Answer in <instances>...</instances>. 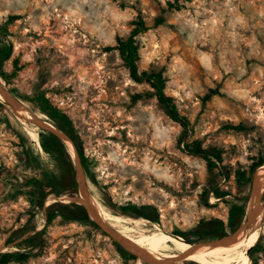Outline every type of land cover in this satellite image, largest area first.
<instances>
[{
	"label": "rangeland",
	"instance_id": "rangeland-1",
	"mask_svg": "<svg viewBox=\"0 0 264 264\" xmlns=\"http://www.w3.org/2000/svg\"><path fill=\"white\" fill-rule=\"evenodd\" d=\"M167 1L171 0H0L6 10L11 6L22 11L13 14L18 19L9 25L12 54L3 65L11 73L16 58L20 70L9 84L0 77V86L30 111L46 117L75 148L79 142L98 182L85 177L88 196L108 214L142 220L145 225L137 231H153L155 225L163 236L179 231L193 237L201 220L226 223L232 209L245 205L234 221L239 227L250 209L247 197L252 195L251 180L258 167L250 172L247 166L264 153V0H181L182 10L167 12L164 24L136 40L139 71L164 72L166 94L189 121L187 141L220 150L222 164L230 171L227 180L210 173L200 157L182 152L177 144L180 127L167 118L155 98L144 96L151 91L147 84L129 78L118 52L106 50L116 37L128 36L137 18L151 27ZM4 14L0 11V23ZM72 81H76V105L67 108V124L40 113L31 102L43 93L59 109L60 88ZM215 91L220 95H213ZM138 94L141 99L133 103ZM26 124L2 105L0 254L15 255L8 264H123L120 250L133 257L99 227L85 228L60 216L48 222L50 205L60 212L79 198L64 183L62 195L46 196L42 206L31 196L26 181H41L42 174L54 172L56 165L39 144V133H50ZM239 124L246 130L229 128ZM52 136L71 159L76 177L69 149ZM77 153L81 160L78 149ZM239 165L246 167V174L243 169L234 174ZM213 187L229 195L217 198L210 191ZM260 202L264 206V199ZM127 204L152 206L158 222H150L136 209L122 215L119 207ZM247 234L248 229L239 236ZM30 237L33 245L25 242ZM217 238L192 245L206 248L201 253L210 258H226L247 240L197 246ZM256 243L264 246V232ZM148 246L131 250L142 258L180 253L171 242ZM26 253H30L27 260H17ZM255 259L253 263L248 257V264H264V252ZM151 261L168 262L166 257ZM127 264L150 263L128 259ZM173 264L200 263L190 259Z\"/></svg>",
	"mask_w": 264,
	"mask_h": 264
},
{
	"label": "trees",
	"instance_id": "trees-1",
	"mask_svg": "<svg viewBox=\"0 0 264 264\" xmlns=\"http://www.w3.org/2000/svg\"><path fill=\"white\" fill-rule=\"evenodd\" d=\"M181 0H171L166 2V7L160 10V13L154 18L153 24L151 27L147 26L145 21L142 18H137L136 21L133 22V28L127 37L115 38V44L111 47H107L106 50H116L120 59L123 62V65L128 70L129 78L138 84H147L151 91L149 93L144 94L146 98H155L157 104L163 111V113L167 116V118L177 124L180 127V134L177 137L178 146L182 145V152L186 155L197 156L203 159L206 163L207 169L210 173L217 172V175L222 177L224 180H227L230 177V171L226 167H224L222 160V153L220 150L213 149H204L202 144L197 141H187L189 137V121L186 117L182 116L178 110L175 99L166 94V86L168 79L164 75L162 70L160 71H139L138 69V61H139V48L137 45V38L144 34L152 27H157L165 22V14L170 11H180L183 8V5L180 3ZM18 19L17 15H8L3 23H0V77L2 80L9 84L11 79L16 76L17 71L20 70V67L17 65V59L14 58L12 61V71L7 74L3 70V65L6 61H8L12 54V44L10 42V33H9V25ZM213 95H220L217 91L212 93ZM142 95H135L132 98V102H136L138 99H141ZM211 97L210 94L206 95L204 98L207 100ZM31 102L35 104L38 111L44 114L47 117L56 118L59 120H63V124H67L66 117L63 118L59 112V109H56L52 103L47 99L43 93H38L31 99ZM2 104L0 103V108ZM229 128L237 130V131H245L246 128L239 124L237 126H229ZM39 141L41 149L52 157L55 162L56 170L52 173L45 172L42 174L43 179L37 180L35 178H31L26 181V187H29L33 192H31V196L39 198V206H42L43 200L46 196L50 194H55L57 196H61L63 191L61 189V184H67L70 190H74L76 192V180L75 173L71 159L66 154L65 150L61 146V144L50 134L39 133ZM77 146L79 142H76ZM78 150L80 153V157L82 160V164L85 170V175L91 182L95 181V176L91 173V168L89 166L88 160L81 153V149L78 146ZM264 164V153L260 154L258 159L251 163V165L247 166L249 171L251 172L255 168ZM264 167V166H262ZM245 166H238L237 171L234 172L236 176H238L242 171L246 174ZM244 173L242 176H244ZM241 179V178H240ZM210 191L213 192L219 197L228 196V193L221 192L217 188L213 187ZM210 191H204V197L207 198ZM72 192V191H71ZM264 199V192L261 197ZM34 202V201H33ZM246 203V200L243 201ZM243 203V204H244ZM55 205L49 206V212L47 220L48 222H52L57 216H60L63 220L73 221V218L79 217L87 224H90L92 227L97 228L92 222H90L86 215L84 214V210L81 207H77L75 204L68 205L67 207H62L63 210L60 212L53 211V207ZM57 206V205H56ZM205 206H209L207 201H205ZM245 205L240 206L239 208L232 209L229 215V218L226 223H223L217 219H204L201 220L195 230L192 231L193 237H188L182 232L174 231L171 233L173 236H177L181 238L183 241L189 244H195L197 242L204 241L208 238L213 237H221L226 236L228 234L233 233L238 227L234 226L235 219L244 212ZM131 209H136L141 212V215L152 222L157 223L158 218L154 213L151 206L141 205L134 206L131 204H127L122 207V210L126 213ZM33 237L28 238L25 242L33 245ZM116 245V244H115ZM125 263L127 264L128 259L135 260L134 257L128 256V254L122 250H120ZM264 252V246L260 243H256L251 251L247 254L249 258L252 259L253 263H256V256ZM15 255L12 253H2L0 254V264H8L10 260ZM30 256V253L20 254L17 258L20 260H27Z\"/></svg>",
	"mask_w": 264,
	"mask_h": 264
},
{
	"label": "bare ground",
	"instance_id": "bare-ground-1",
	"mask_svg": "<svg viewBox=\"0 0 264 264\" xmlns=\"http://www.w3.org/2000/svg\"><path fill=\"white\" fill-rule=\"evenodd\" d=\"M1 96L4 100L3 103H6V99H9V100L12 99L11 95L6 92L3 94L0 93V97ZM23 107L26 111H30L27 107L25 106ZM14 116L16 117L17 120L21 121L22 124L27 123L23 117L19 115H14ZM263 191H264V168L261 167L256 171V174L254 177V184H253V190H252V195H251L252 200L250 199V209L248 213L246 214L244 222L240 225L238 231L235 234L239 236L240 234L245 232L247 229H248V234H250L247 237V240L243 241V246H241L242 247L241 250L240 249L239 251L234 250V253L231 254L230 256H227L226 258L225 257L224 258H210L209 256L204 255L200 252V253H196L191 259L200 264H248V256L246 255V251L255 245V243L260 238L261 234L264 232V214L262 211V215H261V208L258 206V203L261 200ZM77 201H80V200H77ZM68 202L69 201L64 202V203H68ZM90 205L93 210L91 217L94 219L96 217L99 218V220L103 222L104 226H106L108 223L110 227H114L118 229L119 231L118 233L123 239V245L125 247H128L133 250H137L134 247L139 246L140 244H143L145 248L149 249L150 247L148 246V244H152V246H154V245H158V244L165 243V242H168V243L171 242V245L173 243L176 247L179 248L180 253L188 252L182 246H185L192 250L197 249L193 245L185 243L181 238H176L173 235L163 236L164 232L161 231L155 225L153 227L154 228L153 231H147V230L137 231V229H141L142 225H145V223L141 222L142 220L141 221L128 220V219H122L118 216H112L108 214L105 210H103L100 204L94 198H92V200L90 198ZM124 223L129 224L130 226H124ZM250 227L252 228V230L250 229ZM133 234H136V235L134 236ZM232 240L234 239H223L213 245H217V244H220L226 241H232ZM207 244L208 243L201 244V245H207ZM133 253L140 256L139 254L135 252ZM147 263L168 264L169 261L165 263L149 261Z\"/></svg>",
	"mask_w": 264,
	"mask_h": 264
},
{
	"label": "water",
	"instance_id": "water-1",
	"mask_svg": "<svg viewBox=\"0 0 264 264\" xmlns=\"http://www.w3.org/2000/svg\"><path fill=\"white\" fill-rule=\"evenodd\" d=\"M5 92L8 93L6 90L3 89V87L0 86V93L3 94ZM1 104L6 109H8L13 115H19V116L23 117L25 119V121L27 123H29L30 125H33L34 127L38 128V129H41L43 131H46V132L54 135L62 143L65 144V146L69 149V151L71 153V157H72L73 163H74L75 168H76V182H77V188H78V191H79V194H80L79 203L84 206V208L87 211V214H88L89 218L91 220H93L99 226V228L106 235H108V237H110L112 240H114L117 244L121 245L135 259H137L138 261L140 260L142 262H149L152 259H158V258H165L166 257L167 260L169 261L168 264H173V263H180V262L190 261V259L196 253H200V252H202V251H204L206 249V248H203V247L202 248L199 247L197 249L190 250V251H188L186 253H175V254H171V255L159 254V255H156L155 257H151V258H142V257L134 254L133 251L130 248H127V247H125L123 245V239L119 235L118 231H113L110 227L104 226L103 222H101V220H99V218L96 217L94 219V218L91 217V214L93 213V210H92V207L90 205V198H89L87 190H86L85 175H84L83 165H82L81 160L79 158V155L77 153V149L74 147L72 142L67 137H65L64 134H62L60 131H58L56 128H54L51 124H49L46 121V117L45 116H44L45 119H43L39 115L33 113L32 111H26L24 109V107L22 106V104L17 102L13 97H12L11 100L6 99V103H1ZM262 166H264V164L259 166L257 168V170L259 168H261ZM253 177H254V175H253ZM253 177H252V180H251V188L253 186ZM251 188H250V193H251ZM247 199L248 200L251 199V195L250 194L248 195ZM258 206L262 209L263 214H264V206L261 204V202L258 203ZM239 227L233 233H231L230 235H228L226 237H220V238H217V239H214V240L206 242V243L209 244L208 247L212 246L213 244H215L218 241H221L223 239H238L240 237H248L250 235V234H247L245 236H237V235H235L236 232L238 231ZM174 237L179 238L177 236H174ZM185 243H187V242H185ZM187 244H189V243H187ZM201 244H205V243H201ZM201 244H199V245H201ZM190 245H192V244H190ZM252 248L253 247H251L250 249H248L246 251V255L251 251Z\"/></svg>",
	"mask_w": 264,
	"mask_h": 264
},
{
	"label": "flooded vegetation",
	"instance_id": "flooded-vegetation-1",
	"mask_svg": "<svg viewBox=\"0 0 264 264\" xmlns=\"http://www.w3.org/2000/svg\"><path fill=\"white\" fill-rule=\"evenodd\" d=\"M74 83H76V81H74V82L73 81L72 82H68L63 87L60 88L62 100H61V102L59 104V106H60L59 107V112H60V114H61V116L63 118H65L66 117V114L68 113L67 108L70 107V106H73V104L76 105V85H74ZM69 95H71V96H69ZM46 98L48 99V96ZM77 123L78 122L76 121V125H77ZM76 128H77V126H76ZM76 133H77V131H76ZM76 149H78L77 144H76ZM85 177H86V175H85ZM75 180H76V177H75ZM94 183L97 184L98 182L95 180ZM71 191H72L71 194L72 195H76V197L79 198V200H80V194H79V191H78V188H77V182H76V192L74 190H71ZM75 205L77 207H81L84 210V214L86 215L87 219L90 222H92L96 227H99L93 220H91L89 218L86 209L84 208L83 205H81L79 203V201H76ZM119 209H120V213H122V215H126L125 212L122 210V206L119 207ZM152 209H153V207H152ZM73 219H74L73 221H75L76 223L80 224L82 227H85V228L89 227V228H92V229L94 228L90 224H87L86 222H84L82 219H80L77 216H76V218H73ZM149 221L152 222L151 220H149Z\"/></svg>",
	"mask_w": 264,
	"mask_h": 264
},
{
	"label": "crops",
	"instance_id": "crops-1",
	"mask_svg": "<svg viewBox=\"0 0 264 264\" xmlns=\"http://www.w3.org/2000/svg\"><path fill=\"white\" fill-rule=\"evenodd\" d=\"M0 4H1L0 11L1 12H6V14H4L6 17L8 15H13V14H22V11L19 10V9H16V7H15V10H11L12 7L10 6L9 9L6 10V8H5L6 5L4 3H0Z\"/></svg>",
	"mask_w": 264,
	"mask_h": 264
}]
</instances>
